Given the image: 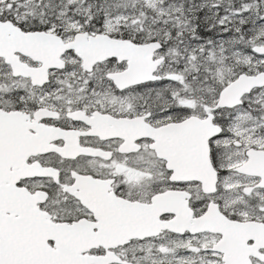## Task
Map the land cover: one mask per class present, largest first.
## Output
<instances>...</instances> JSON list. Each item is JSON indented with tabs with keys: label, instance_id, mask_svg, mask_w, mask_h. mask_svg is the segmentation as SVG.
Here are the masks:
<instances>
[{
	"label": "snow or ice",
	"instance_id": "snow-or-ice-1",
	"mask_svg": "<svg viewBox=\"0 0 264 264\" xmlns=\"http://www.w3.org/2000/svg\"><path fill=\"white\" fill-rule=\"evenodd\" d=\"M0 264H264V0H0Z\"/></svg>",
	"mask_w": 264,
	"mask_h": 264
}]
</instances>
